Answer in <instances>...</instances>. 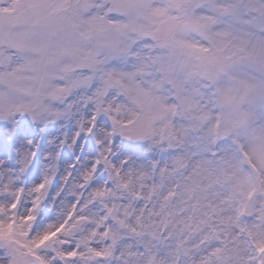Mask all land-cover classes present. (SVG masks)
Segmentation results:
<instances>
[{"label": "snow or ice", "instance_id": "obj_1", "mask_svg": "<svg viewBox=\"0 0 264 264\" xmlns=\"http://www.w3.org/2000/svg\"><path fill=\"white\" fill-rule=\"evenodd\" d=\"M0 264H264V0H0Z\"/></svg>", "mask_w": 264, "mask_h": 264}]
</instances>
